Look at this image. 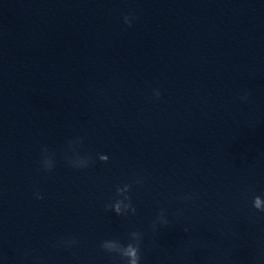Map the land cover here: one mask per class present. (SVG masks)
<instances>
[{
	"label": "clouds",
	"instance_id": "clouds-1",
	"mask_svg": "<svg viewBox=\"0 0 264 264\" xmlns=\"http://www.w3.org/2000/svg\"><path fill=\"white\" fill-rule=\"evenodd\" d=\"M125 23H128L129 25L131 23V21H130L128 16H125ZM155 95L158 98L160 93L157 91L155 93ZM99 159L101 161H103V162H107L109 158H108L107 155H100ZM125 187H130V186L129 185H125ZM37 198H42V197L38 196ZM128 199H129V203L124 206V210L123 211L121 209L120 203H116L115 205H109L108 207L112 211H114L117 215L126 214L129 210L132 213H135L136 209L131 204V198L128 197ZM260 201H261V197H259V196L254 197L253 206L258 211L264 212V207H261ZM161 222L166 223V221H163V220H161ZM131 236H138L141 239V236H140V234L138 232L131 233ZM140 239H139V241H140ZM139 241L135 244V246L131 242L128 243L125 246V245H122L118 240H116V243L109 244V245L102 244L101 247L103 249L109 248V249L115 250L120 257L126 258L127 264H139V261H140ZM117 245H118V247H117ZM119 249H123V251L120 252Z\"/></svg>",
	"mask_w": 264,
	"mask_h": 264
}]
</instances>
